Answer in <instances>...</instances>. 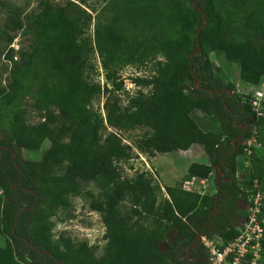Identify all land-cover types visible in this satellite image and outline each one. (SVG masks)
<instances>
[{
    "label": "trees",
    "instance_id": "trees-1",
    "mask_svg": "<svg viewBox=\"0 0 264 264\" xmlns=\"http://www.w3.org/2000/svg\"><path fill=\"white\" fill-rule=\"evenodd\" d=\"M105 2L110 18L95 29L102 65L108 70L118 63L143 65L153 60V76L135 80L150 87V94L139 93L124 108L116 96H108L104 118L92 111L89 105L100 86L83 77L85 54L77 42L81 28L63 8L42 6L32 21L33 43L18 52L8 48L4 56L10 80L7 90L0 84V264H206L208 254L199 244L189 253L197 259H184L198 236L215 235L221 248L232 242L238 236L233 223L244 217L237 208L250 204L248 190L254 182L264 203V154H252L247 180L236 183L232 177V163L244 150L238 142L251 138L253 125L256 141L264 148V116L257 118L251 104L207 57L217 52L237 63L244 83L264 81V0H253L245 35L238 42L225 37L223 17L213 0ZM133 13L137 18L131 21L126 16ZM201 27L200 50L193 54ZM5 33L0 26V41ZM228 91L231 96H225ZM29 96L43 112V122L36 126L24 121L23 102ZM195 111L216 117L220 130L201 129L192 118ZM105 126L147 129L138 148L149 156L201 146L209 165L193 166V174L206 179L213 166L227 172L218 187L221 200L214 204L211 195L174 185L165 187L169 199L157 202L158 188L145 173L122 178L115 162L127 161L131 150L116 134L102 138ZM36 151V159L23 156ZM62 166L64 171L56 174ZM85 184L98 190L97 197L89 193V207L102 215L105 228L107 242L99 257L86 243L74 246L52 232L54 217L61 222L72 217L70 198L80 197ZM127 197L134 214L149 216L146 223L135 224V230L119 212ZM257 219L264 228V206ZM259 244L264 264V233Z\"/></svg>",
    "mask_w": 264,
    "mask_h": 264
},
{
    "label": "rangeland",
    "instance_id": "rangeland-1",
    "mask_svg": "<svg viewBox=\"0 0 264 264\" xmlns=\"http://www.w3.org/2000/svg\"><path fill=\"white\" fill-rule=\"evenodd\" d=\"M217 13L223 17L225 37L230 41H241L246 32L245 17L249 14L250 8L253 7V0H213ZM44 4L53 7L63 8L66 13L75 18L81 32L77 36V42L84 49L85 68L83 77L89 84L100 86V94L97 95L89 105V108L100 114L104 118L103 104L108 96H116L122 108L128 101L137 96L139 93L143 96L150 94L151 88L136 83V78H151L154 74L153 60L145 62L143 65L116 64L109 66L108 70L102 65V55L95 43V29L99 22H106L110 18L109 11H105V0H0V26L6 32L0 41V84L2 88L7 90V84L10 80V64L5 60V51L13 48L15 52L21 49H27L33 43L32 21L40 12ZM133 20L137 18V14L133 13L126 16ZM132 23V22H131ZM130 23V26L132 25ZM119 25V18L116 20ZM129 23H125L127 27ZM125 25H123L124 28ZM12 38L8 42V38ZM207 57L215 69L224 72L230 82L234 85V91L241 94L245 101H248L257 112V118L264 116V81L257 85H250L239 79V68L237 63L227 62L222 54L217 52H208ZM14 59H18L15 55ZM158 60H163L161 55H157ZM110 73L108 75L107 73ZM110 76V78H108ZM195 82V81H194ZM196 86L199 83H195ZM194 84V85H195ZM120 86V87H118ZM256 91L262 95L260 97V107L256 108L257 99ZM224 93L222 90L220 94ZM231 92L225 96H231ZM253 102H256L255 105ZM24 121L29 126H36L43 122L41 112L36 108V98L34 96L27 97L23 102ZM192 118L203 130H211L218 132L220 130L219 122L216 117L205 115L199 111L192 114ZM241 128V126H239ZM246 128V126H245ZM108 133L116 134L120 137L123 144L130 147V158L127 161L115 162L122 178L132 179L139 173H145L146 177L151 180V184L158 189L155 191V199L157 202L161 199H169L165 187L180 186L183 189L197 191L200 194H208L214 197L216 202L221 200L219 195V183L225 178L227 172H224L218 166H213L211 173L206 179H201L193 174V166H208L209 161L205 156L202 147L199 145H191L185 151L174 153H157L149 156L141 152L138 148L141 138L147 133V129L134 128L128 130H117L105 126L101 130V136L104 138ZM255 125L251 127V138L249 140H240L238 145L244 146L243 153L238 154L232 163L234 173L233 179L236 183L243 182L248 179L250 173V159L252 154L262 156L264 148L258 144L257 136H259ZM237 141V140H236ZM235 141V142H236ZM237 145V147H238ZM236 149V147H235ZM224 150V147H221ZM255 150V152H252ZM40 151L35 153H24V158L36 159ZM224 165L227 163L220 160ZM64 171V167L54 170L56 174ZM230 181H228L229 183ZM98 190L93 184H85L82 187L80 197H71L72 217L65 221L57 220L54 217L53 235L54 238L59 236L67 237L74 246L79 243H86L95 257L102 254L103 248L107 242L105 238V228L102 223V215L93 211L89 207L91 197H97ZM249 191V200L252 204L254 201L259 203V207L264 206L259 184L254 182ZM258 194V196H257ZM245 216H250L248 206L241 203L237 208ZM119 212L121 216L129 222V225L135 230V224L146 223L149 216L142 213L138 216L133 213V206L130 198L127 197L119 204ZM234 219V218H233ZM241 219L233 223L235 228H240ZM264 233V232H263ZM1 241V240H0ZM206 248L222 249L221 241L215 236L205 237ZM183 258H181L182 260ZM185 261H189L186 256ZM181 262V261H180ZM179 262V263H180ZM246 263V260H245ZM244 262L242 264H245ZM181 264H184L181 262Z\"/></svg>",
    "mask_w": 264,
    "mask_h": 264
},
{
    "label": "built area",
    "instance_id": "built-area-1",
    "mask_svg": "<svg viewBox=\"0 0 264 264\" xmlns=\"http://www.w3.org/2000/svg\"><path fill=\"white\" fill-rule=\"evenodd\" d=\"M195 83H199V79H197V81L195 80L194 84ZM256 95L259 97L257 99L258 106L256 107L258 108L261 105L260 97L262 94L256 91ZM253 103L255 105L256 102ZM252 108L254 109L255 107L252 106ZM245 126L248 127V125ZM235 141L236 140H234L232 144H234ZM221 161L223 162V159H221ZM246 206H248L251 215L241 219L240 228L237 229L238 236L222 249L215 248L214 246L208 250L205 246L207 245L205 243L206 236H198L197 242L204 247V250H206L208 254L206 264H242L243 262L245 263V260V264H262L259 240L263 235L264 228L261 225L263 220L259 221L257 219V215L260 213L261 208L257 201H254V204L250 202V204Z\"/></svg>",
    "mask_w": 264,
    "mask_h": 264
},
{
    "label": "water",
    "instance_id": "water-1",
    "mask_svg": "<svg viewBox=\"0 0 264 264\" xmlns=\"http://www.w3.org/2000/svg\"><path fill=\"white\" fill-rule=\"evenodd\" d=\"M195 8L197 9V10H200L199 9V7H197V5H195ZM205 24H206V22H205ZM202 28L203 27H201V28H199L198 30H197V32H196V34H195V42H196V45H197V50L193 53V54H197L198 52H199V50H200V48H199V43H198V36H199V33H200V31L202 30ZM189 57H191V56H189ZM197 79L198 78H196L195 80L197 81ZM19 172H20V174H21V171L19 170ZM214 204H216V200L214 201ZM214 210H216V208L214 209ZM209 230L211 229V225L209 226V228H208ZM197 241L191 246V248H195V246L197 245ZM47 253V252H46ZM61 264H64V263H61Z\"/></svg>",
    "mask_w": 264,
    "mask_h": 264
},
{
    "label": "flooded vegetation",
    "instance_id": "flooded-vegetation-1",
    "mask_svg": "<svg viewBox=\"0 0 264 264\" xmlns=\"http://www.w3.org/2000/svg\"><path fill=\"white\" fill-rule=\"evenodd\" d=\"M217 201V200H216ZM199 243H197V245H198ZM196 245V246H197ZM200 245V244H199ZM195 246V247H196ZM193 248H191L190 247V249H188V255H187V257H188V259H189V261H191V262H194L197 258H196V256L194 255L192 258L190 257V255H189V253H190V251L192 250ZM191 259H193V260H191Z\"/></svg>",
    "mask_w": 264,
    "mask_h": 264
}]
</instances>
